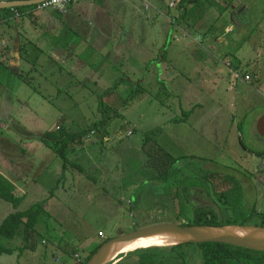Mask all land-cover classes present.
I'll use <instances>...</instances> for the list:
<instances>
[{"label":"rangeland","instance_id":"374dc122","mask_svg":"<svg viewBox=\"0 0 264 264\" xmlns=\"http://www.w3.org/2000/svg\"><path fill=\"white\" fill-rule=\"evenodd\" d=\"M172 1L175 7L169 5ZM99 2L97 12L42 10L0 20V44L4 37L9 40L23 64V75L29 78L28 90L41 94L31 97L26 86L6 78L8 91L0 96V115L13 116L15 142L26 139L30 148L29 157H18L12 165L28 171L37 166L29 179L15 186L16 194L23 197L18 207L0 198V224L9 214L35 204L45 210L36 226L37 247L32 248L34 236L28 246L21 235L3 240L1 244L11 253L1 256L2 264L84 261L108 239L156 224L193 222L197 211L211 207V200L202 198L206 193L223 208L220 221L247 227L261 224L264 0H240L248 8L245 26L219 19L222 13L240 8L226 2L211 7L199 3V9L190 5L185 11L178 5L180 0ZM227 25L235 30L225 33ZM253 30L249 42L240 43ZM206 35H223L224 40L223 47L214 42L216 38L212 41L222 59L212 68L203 64L195 50ZM226 61L233 67L241 64V72L249 68L247 61L255 63L250 67L257 75L252 86L232 81ZM20 64L14 68L18 73ZM87 75L93 81H87ZM126 78L131 81L118 83ZM115 84L114 93L106 94ZM137 87V97L128 100ZM24 99L30 103L28 108L23 107ZM30 107L37 111L32 113ZM214 112L217 119L204 125V116ZM114 113L117 116L106 127L107 139L96 131L89 133L83 148L69 156L67 170L54 151L41 153L45 133L61 127L86 130ZM25 115L29 121L22 129ZM233 120L235 128L243 121L241 140L230 130ZM217 127L223 142L232 139L238 151L229 144L205 142L209 128ZM148 137V146L156 144L179 159L167 182L157 180L148 165L143 148ZM49 153L54 154L52 159ZM46 164L54 167L44 170ZM134 251L107 264H138ZM184 251L191 252L185 264L201 263L194 245Z\"/></svg>","mask_w":264,"mask_h":264},{"label":"trees","instance_id":"16d2710c","mask_svg":"<svg viewBox=\"0 0 264 264\" xmlns=\"http://www.w3.org/2000/svg\"><path fill=\"white\" fill-rule=\"evenodd\" d=\"M9 2L17 1V0H6ZM201 0H193L192 4H199ZM187 2V0H180V3ZM29 6V7H33ZM27 8L26 6L17 7L18 10H24ZM185 9H188L187 7ZM11 9H0V20H5L6 16L11 14ZM22 13V12H21ZM25 14H33V13H25ZM23 13V15H25ZM219 37V36H218ZM120 82H128V80H121ZM117 83V84H118ZM115 84L114 87L109 88L106 91V94L114 93L113 91L117 87ZM124 84V83H123ZM119 85V84H118ZM138 89H133L127 99L134 100L137 97ZM113 108V106H111ZM117 113V111H116ZM114 113L112 116L105 117L103 120L96 121L92 124V126L86 130L73 132L67 128L61 127L60 129L54 132L45 133L41 141L45 146L50 148L57 156L63 161V166L65 170L68 169L69 156L73 153H76L79 149L83 148V140L84 138L91 132H97L102 138H106L108 136V122L110 120H114L117 114ZM150 141V137H148L147 142L144 145V151L147 154L148 165L153 168L156 172L155 178L161 182H167L169 178L170 172L173 167L177 163L179 159H175L170 155L169 152L165 151L161 147H156V144H152V148L148 146ZM222 195V194H221ZM223 196V195H222ZM224 197V196H223ZM0 198L10 202L15 207H18L23 197L18 196L16 194L15 185L9 181L3 174L0 173ZM45 212L42 208L41 204H35L30 209L24 212H15L9 214L3 222L0 224V264L1 256L5 253L10 252L4 245L1 244L3 240H12L16 238L18 235H21L26 245L30 242V237L34 236V244L32 248L37 247L36 237L38 234V230L36 226L41 219V215ZM195 220L189 224H181L183 226H191V225H209V226H224V225H242L245 226L246 223L236 224L231 223L229 221L226 222H218L217 216H212V220L208 218L207 215L201 216L199 214H195ZM261 224L257 225L260 227H264V214H262ZM198 218V219H197ZM197 219V220H196ZM205 219V221L199 220ZM109 240V239H108ZM105 242V241H104ZM103 242V243H104ZM101 243L97 246L91 253V255L86 258L84 261H78L74 264H87L92 255L100 248L103 244ZM191 245H194L195 249L201 253V263L200 264H264V252L251 250L247 248H242L238 246H233L224 243H183L179 245H172L168 248H160V247H151V248H141L134 251L135 254L140 258L138 264H159L164 261H170L171 258L173 260L179 261L180 264H185L188 256L191 252L184 251V248H188ZM11 253V252H10ZM121 255L119 258H122Z\"/></svg>","mask_w":264,"mask_h":264},{"label":"crops","instance_id":"0c3cea01","mask_svg":"<svg viewBox=\"0 0 264 264\" xmlns=\"http://www.w3.org/2000/svg\"><path fill=\"white\" fill-rule=\"evenodd\" d=\"M103 1H104V3L107 1L110 2V0H103ZM173 2H175V1H172L171 3L173 4ZM98 3H100V2L99 1L93 2V3L79 2V3L73 4L70 8H72V9L76 8L78 10H81L82 8H84V9L86 8L87 10L94 9L95 12H97V10L101 7V5H98ZM26 7L27 8H25L24 10H21L22 13H24V14L27 13L28 11H30L32 8L29 6H26ZM10 15L11 14H9V16ZM97 20H99V17L97 18ZM233 27H234L233 25H227L225 28V33L233 32V30H232ZM97 31H98V29H97ZM99 31L100 32H95V33L99 35L101 33V29H99ZM96 34H95V36H96ZM222 36L223 35H219V37L218 36L217 37L216 36L211 37V36L206 35V37H204V39H203V42H201L200 47H197L195 49V50H197L199 59L201 61H203V64L208 65L210 68H212L213 65L217 66V62H222V59L219 56L220 50L214 44V42H216V43H218V45L223 47L224 40H223ZM107 37H108V35H107ZM214 38H216V41L213 40ZM212 41H214V42H212ZM36 61H37V59H36ZM105 62H106V60H105ZM19 64H20V58L16 57L15 50H14L13 46H11L9 40L6 37H4L3 41L0 44V67L3 66V68L0 69V96H1L3 90H6V92L8 91V89L4 88L6 78H8L9 82L18 81L19 83H22V85L26 86L27 91L30 93L29 96H31V97H32V95L33 96H35V95L41 96V94H37L36 91H29L28 90L29 84L27 85L26 81H28L29 78H26V76L23 75V73H22V72H25L23 70V64H20V67H19V69L21 68V73H18L14 69L15 66H17ZM225 64L231 70H236V69L241 70L239 68V66L241 64L238 66H235V67H233V65L230 61H226ZM228 64H230V66H228ZM254 64L255 63H253V62L247 61V66L249 68H247V71H245V72L250 75L251 79H249L250 80L249 82H245V83L247 85H250V86H252L251 83L254 82V80L257 78L256 71H253V72L250 71V67L253 69ZM30 70L31 69L28 68L26 71H30ZM54 77H57V74ZM57 78L60 79L61 75H59V77H57ZM102 78H103V76L101 77V79ZM93 79H94V77H92V76L89 77V75H87V77H86L87 81L88 80L93 81ZM125 80L131 81L129 78H126ZM78 81H80V80H78ZM236 83H239V81H237ZM31 97H29V98H31ZM0 99H2V97H0ZM24 100H25V103H23V107L28 108L30 103L28 102L27 99H24ZM34 107H36V106H34ZM30 108H31L30 111L32 113H34V111H37L36 108H34V109H32V107H30ZM20 110L21 109H19V110L16 109V111H20ZM14 114H15V112H14ZM0 116L3 117V119H0V173L3 174L9 181H11L16 186L17 183L24 182L25 179H29L33 175V172L35 170H37V166L34 167V170L28 171V170H24L22 167H21L22 169H20V167H14L12 165L14 162H16V159H18V157L19 158L20 157L24 158L25 156L29 157L30 156V148H28V145L25 143L26 139H23L24 141H21L20 144H17V142H15L14 130L12 128L13 116H11V117H7V116H3V115H0ZM188 116H186V120L189 118ZM216 116H217L216 112L209 113V114L205 115L204 116L205 119H204L203 124L206 125V123H208L210 119H217ZM263 117H264V115H263ZM261 118H262V116H261ZM28 121H29V117H27L25 115V118L22 122V126H23L22 129L25 128V124ZM242 123H243V121H239L238 124L236 125V128H235L234 127L235 121L233 120L232 128H230V130H232V131L235 130L234 134L237 137H239L240 140L242 139V136H243L242 133L240 132V126L242 125ZM213 125L217 126L218 125L217 121H215L213 123ZM17 128H18V130L20 129L19 126H17ZM202 128H203V125H202ZM217 128H218L217 130L215 128H214V130H211L209 128L208 135L206 133V135L208 137H207V139H205V142L212 143L215 146L221 145V144H224V145L229 144L232 149L238 151L237 145H235L233 143L232 139L226 138L225 142H223V137L221 135L220 128L219 127H217ZM28 134H29V132H28ZM33 138H35L37 140H38V138L40 139L39 136L33 137ZM106 139H107V137H106ZM40 144H41L40 148H42L44 150L41 153L46 154L47 153L46 151L48 149H49V151L51 150L50 148L45 146L43 143L40 142ZM49 154L51 155V159H52L54 154H51V153H49ZM240 155L244 159L247 157L246 154L245 155L240 154ZM55 156H57L56 153H55ZM2 159H4L3 161L5 162V164H3V162H1ZM49 166L54 167L51 164H46L42 167H44L45 168L44 170H46ZM196 189H198V188H196ZM200 190H202V188H200ZM200 190H198V191H200ZM25 196H26V194H25ZM202 198H203V200L206 199L207 193L205 195L202 194Z\"/></svg>","mask_w":264,"mask_h":264},{"label":"water","instance_id":"95a60500","mask_svg":"<svg viewBox=\"0 0 264 264\" xmlns=\"http://www.w3.org/2000/svg\"><path fill=\"white\" fill-rule=\"evenodd\" d=\"M43 1L45 0L0 1V9L32 6ZM259 127L264 129V117L259 120ZM154 240H164L172 243L170 246L183 243H224L264 252V227L242 225L183 226L177 223L156 224L105 241L92 255L87 264H101L108 254L119 252V250L122 251L126 245Z\"/></svg>","mask_w":264,"mask_h":264},{"label":"flooded vegetation","instance_id":"af4514ba","mask_svg":"<svg viewBox=\"0 0 264 264\" xmlns=\"http://www.w3.org/2000/svg\"><path fill=\"white\" fill-rule=\"evenodd\" d=\"M192 1L193 0H187V2L179 3L178 5L179 6L181 5V8L185 11L186 7L188 9L191 8L190 5H194V6H192L193 10H196V9H199L197 6H199L200 4L203 5V4L206 3L207 7H211L213 5L216 6L218 4L217 3L218 1L221 4H224V2H226L229 5V7L231 6L232 8H234L237 5L240 8L236 12H230L229 14L222 13L221 15H219V19H221V20L222 19L223 20L229 19L230 21H235L237 26H242V25L245 26L244 24H246L249 21L248 13L245 14V11L248 12V8L246 7V5L240 4V3H242V2H240V0H201L200 4H192L191 3ZM175 4H172L173 5L172 7H175ZM219 29H221V27ZM232 30L233 31L235 30L234 27H233ZM253 33H254V30H253V32H251V34L246 35V36L244 35V38L241 40L240 43L249 42V40H250L251 36L253 35ZM220 198L224 199V197L222 195L220 196ZM206 200H211V202H210L211 203V207H209L210 205H208L209 208H207L206 210L197 211L195 214H199L201 216L207 215L210 220L213 219L212 216H217V218H218L217 221L218 222H223V221H220L223 218V217H221V215L223 214V211H222L223 208L218 204V202H216V200L212 199V197H209L208 194H207ZM203 220H205V219H203ZM165 263L166 264L167 263H169V264H180L179 261L173 260V258H171L170 261H164V262H161L159 264H165Z\"/></svg>","mask_w":264,"mask_h":264},{"label":"built area","instance_id":"2783aa9c","mask_svg":"<svg viewBox=\"0 0 264 264\" xmlns=\"http://www.w3.org/2000/svg\"><path fill=\"white\" fill-rule=\"evenodd\" d=\"M100 0H45L37 5H34L28 13H35L39 12L42 10H52L59 12L61 14H65L71 9L70 7L73 4L79 3V2H85V3H93V2H98ZM172 5V4H170ZM173 6V5H172ZM13 11V18L17 19L22 16L21 11L17 9L11 10ZM230 66V64H228ZM233 73V80L234 82L237 81H243V82H249L251 79L250 75L247 74L246 72H241V70L236 69V70H231Z\"/></svg>","mask_w":264,"mask_h":264},{"label":"bare ground","instance_id":"6f19581e","mask_svg":"<svg viewBox=\"0 0 264 264\" xmlns=\"http://www.w3.org/2000/svg\"><path fill=\"white\" fill-rule=\"evenodd\" d=\"M170 244L172 243H168L164 240L147 241L144 243L143 242L132 243V244L126 245L122 251L119 250V252L116 251V252H113L112 254H108L101 264H107L109 262L117 260L120 257V255L123 254L122 252L127 253V252H131L133 250L140 249V248H148V247H153V246H169Z\"/></svg>","mask_w":264,"mask_h":264},{"label":"clouds","instance_id":"9594fccd","mask_svg":"<svg viewBox=\"0 0 264 264\" xmlns=\"http://www.w3.org/2000/svg\"><path fill=\"white\" fill-rule=\"evenodd\" d=\"M38 4H39V3H38ZM36 5H37V4H36ZM171 6H172V5H171ZM10 9H11V10H13V9H17V7L10 8ZM11 10H10V11H11ZM17 10H18V9H17ZM19 11H20V10H19ZM21 12H22V11H21ZM22 15H23V13H22ZM11 17H12V19H14V18H13V11H11Z\"/></svg>","mask_w":264,"mask_h":264}]
</instances>
